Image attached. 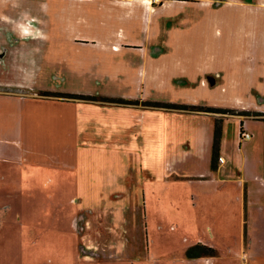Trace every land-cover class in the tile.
<instances>
[{"label": "rangeland", "instance_id": "rangeland-1", "mask_svg": "<svg viewBox=\"0 0 264 264\" xmlns=\"http://www.w3.org/2000/svg\"><path fill=\"white\" fill-rule=\"evenodd\" d=\"M39 3L42 15L0 18L2 90L145 108L88 133L93 142L127 143L136 159L158 141L157 124L181 123L180 139L199 125L203 139L211 116L237 117L226 124L228 140L241 123L250 138L228 153L257 180L226 182L214 201L198 198L197 183L183 178L148 185L145 196L142 186L134 194L124 187L118 210L110 192L78 196L77 176L59 181V190L39 176L19 192L7 172L0 205L13 209L0 216V264H264V0ZM174 108L205 116L154 112Z\"/></svg>", "mask_w": 264, "mask_h": 264}, {"label": "crops", "instance_id": "crops-1", "mask_svg": "<svg viewBox=\"0 0 264 264\" xmlns=\"http://www.w3.org/2000/svg\"><path fill=\"white\" fill-rule=\"evenodd\" d=\"M54 1L0 0V18L42 15V8L39 11L41 7L39 2ZM49 5L51 6L47 3L46 7ZM6 85V76L0 72V179L4 181L5 173L8 172L10 178H15L10 186L19 192L24 186H28L27 183L30 184L39 176L48 177L43 181L44 187L57 184V187L54 186L56 190H59V181L69 185V182L77 176L76 185L80 193L78 196H85V193L90 191L110 192L112 195L109 199L116 202L120 210L119 208H122L120 203L127 196V194L123 195L124 187L134 194L139 192V187L142 186L145 196L147 190L145 188L148 185L158 184L169 178H183L197 183L200 188H198L200 191L197 194L198 198L205 197L207 200L211 198L214 201L218 193L226 191V182L233 180L234 183L243 186L247 182L257 180L256 176H249L253 172L245 171L246 166L243 167V164H239L229 156L234 149L233 146L248 143L240 137V129L237 137H231L230 140L227 138L226 124L229 125L230 120L237 117L222 119L219 157L223 158L224 163H219L217 159L215 161L217 169L213 171L211 168L213 131L215 120L218 118L211 116L212 129L203 139L199 137V125L195 126L194 130L191 127V134L180 139L183 133L181 123L159 124L161 127L156 123L160 131L158 141L136 159L131 154L127 155L129 148L127 143L113 142L111 139L103 143H100L102 140L93 142L92 138L88 137V133L93 131L97 135V132L103 133L102 130L113 129L119 125V122L120 125L125 123L123 116L125 110L145 108L64 100L35 94L25 95L2 90L1 87ZM170 111L154 109L155 115H160V112L165 114L176 112L177 115L183 114L187 117L205 116L202 113L184 110ZM138 120H141V116ZM236 120L239 123L240 119ZM242 128L243 132H246L243 126ZM167 131L172 134L171 137H167ZM134 160L138 164L135 169L132 167L128 174L119 173L117 170L119 163L129 161L132 164ZM238 160L240 161L239 157ZM45 171L47 175L42 174ZM25 175L30 177V180H25L26 183L23 184L20 178ZM2 187L7 191L6 184ZM114 189H116L115 193H113ZM249 194H251L250 190ZM83 196L75 199L76 202L82 203ZM252 201L248 196V202ZM9 209H13L9 203L0 205L1 219Z\"/></svg>", "mask_w": 264, "mask_h": 264}, {"label": "trees", "instance_id": "trees-1", "mask_svg": "<svg viewBox=\"0 0 264 264\" xmlns=\"http://www.w3.org/2000/svg\"><path fill=\"white\" fill-rule=\"evenodd\" d=\"M44 96H54L50 94H43ZM77 98V97H72ZM83 99V98H82ZM176 110H188L187 108H174ZM206 111L208 113H217L214 110H202ZM226 113V112H221ZM243 132L242 123L240 124V137L241 133ZM221 138H222V119L215 120L214 124V131H213V143H212V165L211 168L213 171L217 169V166L215 164V161L219 158V152H220V144H221ZM212 253V252H211Z\"/></svg>", "mask_w": 264, "mask_h": 264}, {"label": "bare ground", "instance_id": "bare-ground-1", "mask_svg": "<svg viewBox=\"0 0 264 264\" xmlns=\"http://www.w3.org/2000/svg\"><path fill=\"white\" fill-rule=\"evenodd\" d=\"M139 23H140V22H139ZM13 30L15 31V33H17V31L20 32V29H17V28H13ZM208 31H210V33L212 32L211 29L208 30ZM218 33H219V32H218ZM218 33H217V34H218ZM220 33H221V32H220ZM220 33H219V34H220ZM214 34H215V32H214ZM219 34H218V35H219ZM202 38H203V40L205 39L207 43H210V40H207V39L204 38V37H202ZM123 40H125V39H123ZM32 66H33V65H32ZM28 67H29V66H28ZM196 72H198V73H197L198 76L201 74L199 71H196ZM202 74H203V73H202ZM158 75L161 76V74H158ZM185 75H188V74H185ZM204 75H205V74H204ZM216 77H220V78H221V76H219V73L216 75Z\"/></svg>", "mask_w": 264, "mask_h": 264}, {"label": "built area", "instance_id": "built-area-1", "mask_svg": "<svg viewBox=\"0 0 264 264\" xmlns=\"http://www.w3.org/2000/svg\"><path fill=\"white\" fill-rule=\"evenodd\" d=\"M241 138H242V139H249V138H250V134L247 133V132H242V133H241ZM218 162H219V163H224L223 158H222V157H219V158H218Z\"/></svg>", "mask_w": 264, "mask_h": 264}]
</instances>
